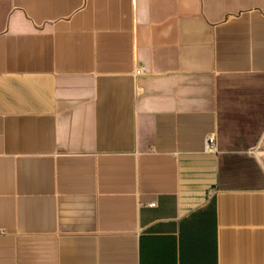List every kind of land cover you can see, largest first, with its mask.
Here are the masks:
<instances>
[{"label": "crops", "instance_id": "1", "mask_svg": "<svg viewBox=\"0 0 264 264\" xmlns=\"http://www.w3.org/2000/svg\"><path fill=\"white\" fill-rule=\"evenodd\" d=\"M0 230V264H264V0H0Z\"/></svg>", "mask_w": 264, "mask_h": 264}, {"label": "built area", "instance_id": "2", "mask_svg": "<svg viewBox=\"0 0 264 264\" xmlns=\"http://www.w3.org/2000/svg\"><path fill=\"white\" fill-rule=\"evenodd\" d=\"M216 146V141H215V138L214 136L212 135H209L206 137V140H205V147L207 150L209 149H214ZM154 205L153 203L150 204V206ZM0 234H1V230H0Z\"/></svg>", "mask_w": 264, "mask_h": 264}]
</instances>
